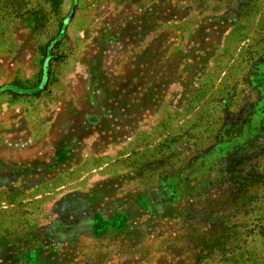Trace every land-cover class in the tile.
I'll return each instance as SVG.
<instances>
[{"label": "rangeland", "instance_id": "obj_1", "mask_svg": "<svg viewBox=\"0 0 264 264\" xmlns=\"http://www.w3.org/2000/svg\"><path fill=\"white\" fill-rule=\"evenodd\" d=\"M0 264H264V0H0Z\"/></svg>", "mask_w": 264, "mask_h": 264}, {"label": "crops", "instance_id": "obj_2", "mask_svg": "<svg viewBox=\"0 0 264 264\" xmlns=\"http://www.w3.org/2000/svg\"><path fill=\"white\" fill-rule=\"evenodd\" d=\"M125 218L122 210L114 209L110 216H103L96 212L92 218V229L94 232H101L109 228L125 227Z\"/></svg>", "mask_w": 264, "mask_h": 264}]
</instances>
